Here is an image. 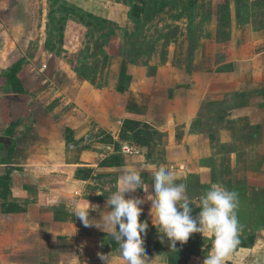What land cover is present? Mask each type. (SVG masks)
I'll list each match as a JSON object with an SVG mask.
<instances>
[{
    "label": "crops",
    "instance_id": "1",
    "mask_svg": "<svg viewBox=\"0 0 264 264\" xmlns=\"http://www.w3.org/2000/svg\"><path fill=\"white\" fill-rule=\"evenodd\" d=\"M9 55L7 45L0 40V98L12 107L20 105L14 135L0 129V264H104L99 254L108 255L109 264H126L110 236L94 226H84L72 215V202L86 197L90 204H96L98 211L89 212L91 219L98 221L109 210L107 198L127 169L139 171L142 184L125 193V198L143 196L142 191L146 197L147 191L154 190L153 172L160 167L153 168L148 160L173 166L175 162L167 161L165 154L181 159V179L187 182L190 178L197 182L206 172H219L228 190L244 193L239 199L255 222L264 223V214L258 218L255 210L264 185L255 184L250 177L253 172L263 176L264 156H260L259 170L249 159L256 147L264 152L262 122H205L206 117L215 116L206 115L207 110L214 111L215 104H206V93L198 88L197 80L181 83L177 75L166 85L170 95L164 92V96H160L162 86L155 78L154 82L140 78L138 90L130 80L129 91L114 93L117 101L111 106L94 96L100 88L85 87V82L72 88L71 95L75 98L83 92L90 107L63 110V90L48 78L33 86L35 74L22 76L21 63L10 60ZM16 63L23 94L15 93L6 77ZM218 67L213 70L215 75ZM124 75L123 80L128 81V74ZM116 88L123 89L120 85ZM71 97L64 104L72 101ZM157 107L161 120L154 122L151 111ZM134 135L140 141L133 139ZM125 143L134 144L139 152H121ZM238 158L242 162L232 163ZM237 174L241 180L235 178ZM53 198L61 203L49 204ZM261 227L256 225L255 229ZM155 247L144 243L149 264H173L167 249ZM204 258L198 264H203Z\"/></svg>",
    "mask_w": 264,
    "mask_h": 264
},
{
    "label": "rangeland",
    "instance_id": "2",
    "mask_svg": "<svg viewBox=\"0 0 264 264\" xmlns=\"http://www.w3.org/2000/svg\"><path fill=\"white\" fill-rule=\"evenodd\" d=\"M0 24V40L7 45L8 58L21 63L22 76L35 74L33 86L44 78L55 82L64 93L63 110L90 107L83 92L75 98L71 95L72 88L85 82V87L100 88L102 93L97 90L94 96L111 106L117 101L114 93L129 91L130 80L138 90L140 78L153 82L155 78L162 86L160 96H164V92L170 95L166 85L177 75L181 83L197 80L198 88L206 93V104H215L213 112L206 111L215 116L206 117L205 122H262L264 133V0H0ZM215 67L219 68L216 75ZM125 72L128 81L123 80ZM118 85L123 89H117ZM68 97L72 101L64 104ZM1 111L6 110L0 106L3 122ZM158 111L159 107L151 111L154 122L161 120ZM259 149L254 148L249 158L256 170L264 156ZM165 155L167 161L175 162L173 166L157 164L154 159L148 162L153 168H168L178 177L176 183L187 185L194 217L200 197L211 185L227 189L219 172L200 174L197 182L181 179V159ZM236 162L242 159H233ZM250 177L255 184L264 185V174L253 172ZM235 178L241 180L242 176ZM237 193L239 198L244 194ZM142 194L136 197L143 201L139 220L148 227L141 235L156 249H167L173 264L200 263L211 242L193 233L183 245L177 242V251L170 250L167 238L161 243L152 224L154 190L147 191L146 197L144 191ZM259 195L255 210L261 218L264 191ZM243 202L239 199L237 210L239 244L226 264H264V223L255 222ZM256 225L262 227L256 230Z\"/></svg>",
    "mask_w": 264,
    "mask_h": 264
},
{
    "label": "clouds",
    "instance_id": "3",
    "mask_svg": "<svg viewBox=\"0 0 264 264\" xmlns=\"http://www.w3.org/2000/svg\"><path fill=\"white\" fill-rule=\"evenodd\" d=\"M153 178L154 195L150 200V215L152 224L160 234V242L164 243L167 238L169 249L177 251V242L183 245L191 234L200 233L205 241L211 242L203 264H226L227 257L239 244V194L219 184L211 185L200 197L196 205L199 212L194 217L192 201L185 183H176L178 177L164 166L153 172ZM141 184L139 171L125 170L118 187L107 198L109 210L98 221H93L89 212L90 209L98 211V206L90 204L86 197L82 201L74 200L71 207L72 215L84 226H94L104 231L118 244L126 264H149L141 235L148 225L139 220L143 201L138 198H125V193L135 191ZM48 203L58 206L61 200L53 198ZM99 257L104 264H109L108 255L99 254Z\"/></svg>",
    "mask_w": 264,
    "mask_h": 264
},
{
    "label": "trees",
    "instance_id": "4",
    "mask_svg": "<svg viewBox=\"0 0 264 264\" xmlns=\"http://www.w3.org/2000/svg\"><path fill=\"white\" fill-rule=\"evenodd\" d=\"M133 11H135L137 13L138 9H134ZM18 69H19V64L18 63L14 64L10 68V70L6 73V77H7L8 82L12 86V90L15 93L23 94L24 90L22 88L20 80L17 77ZM0 106L4 107V109L6 110V112L1 111L4 121H3V124L0 126V129L2 128L8 135L13 136L14 135V131H13L14 126L16 125V122L18 121V116H19L18 109L20 108V105L12 107L9 105V102L7 100L0 98ZM125 122L128 123V122H133V121L126 120ZM135 127L136 126H134V127L130 126L131 129H134ZM140 132L141 131H138L137 134L139 135ZM132 138L135 139L136 141H140L139 137L137 135H134ZM13 147L14 146L12 145L9 148V154L12 153ZM144 243H145V245L149 244L147 239L144 240ZM170 262H173V259H170Z\"/></svg>",
    "mask_w": 264,
    "mask_h": 264
},
{
    "label": "built area",
    "instance_id": "5",
    "mask_svg": "<svg viewBox=\"0 0 264 264\" xmlns=\"http://www.w3.org/2000/svg\"><path fill=\"white\" fill-rule=\"evenodd\" d=\"M121 152L123 153H129V154H133V153H138L139 150L136 148V146L132 143H125L121 146ZM75 194H78V192H75Z\"/></svg>",
    "mask_w": 264,
    "mask_h": 264
}]
</instances>
